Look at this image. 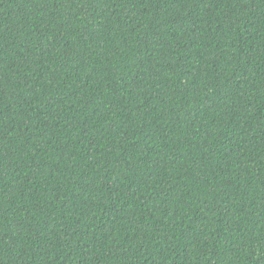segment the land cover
Wrapping results in <instances>:
<instances>
[{"label":"trees","instance_id":"trees-1","mask_svg":"<svg viewBox=\"0 0 264 264\" xmlns=\"http://www.w3.org/2000/svg\"><path fill=\"white\" fill-rule=\"evenodd\" d=\"M0 264H264V0H0Z\"/></svg>","mask_w":264,"mask_h":264}]
</instances>
